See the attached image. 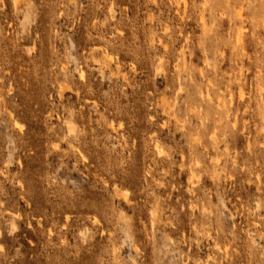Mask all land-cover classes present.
Wrapping results in <instances>:
<instances>
[{
	"label": "rangeland",
	"instance_id": "374dc122",
	"mask_svg": "<svg viewBox=\"0 0 264 264\" xmlns=\"http://www.w3.org/2000/svg\"><path fill=\"white\" fill-rule=\"evenodd\" d=\"M0 264H264V0H0Z\"/></svg>",
	"mask_w": 264,
	"mask_h": 264
},
{
	"label": "bare ground",
	"instance_id": "6f19581e",
	"mask_svg": "<svg viewBox=\"0 0 264 264\" xmlns=\"http://www.w3.org/2000/svg\"><path fill=\"white\" fill-rule=\"evenodd\" d=\"M80 77H81L82 79H84V73H83V72H81ZM15 125H16V127H18L19 129H21V128L23 127V126H22L21 124H19V123H16ZM160 152H161V151H160Z\"/></svg>",
	"mask_w": 264,
	"mask_h": 264
}]
</instances>
